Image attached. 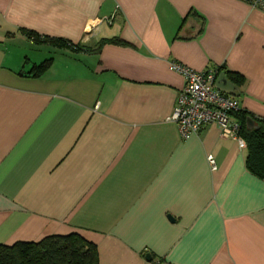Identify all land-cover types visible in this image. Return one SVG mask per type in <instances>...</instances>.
<instances>
[{"label": "crops", "instance_id": "crops-1", "mask_svg": "<svg viewBox=\"0 0 264 264\" xmlns=\"http://www.w3.org/2000/svg\"><path fill=\"white\" fill-rule=\"evenodd\" d=\"M172 62L242 78L264 120V2L0 0V244L77 233L100 264H264V179L217 125L182 138Z\"/></svg>", "mask_w": 264, "mask_h": 264}, {"label": "trees", "instance_id": "trees-1", "mask_svg": "<svg viewBox=\"0 0 264 264\" xmlns=\"http://www.w3.org/2000/svg\"><path fill=\"white\" fill-rule=\"evenodd\" d=\"M251 3L254 0H248ZM28 35L40 41L37 35L28 32ZM60 48H74L60 39H46ZM78 48V47H77ZM53 59H48L39 65H33L29 72L32 76L42 75L51 65ZM220 72H221V68ZM239 87L243 84L240 77L230 76ZM240 88V87H239ZM234 115L242 123V136L247 142L248 158L247 167L254 175L264 179V120L255 118L243 109H239ZM253 117L259 129H249L247 118ZM155 259L150 261L154 263ZM0 264H100L99 253L96 245L87 241L77 233L69 235H54L40 242H18L13 245L0 244Z\"/></svg>", "mask_w": 264, "mask_h": 264}, {"label": "built area", "instance_id": "built-area-1", "mask_svg": "<svg viewBox=\"0 0 264 264\" xmlns=\"http://www.w3.org/2000/svg\"><path fill=\"white\" fill-rule=\"evenodd\" d=\"M264 0H254L253 5H261ZM171 70L182 74L185 86L180 91L176 108L172 116L180 129L183 139L200 133L204 127L215 124L219 127L221 136L236 140L241 148H247V142L242 136V123L234 115L241 106L238 98L226 94L216 88L219 68L197 71L178 62H172ZM213 169L217 168L215 158L208 157ZM152 264H162L155 261Z\"/></svg>", "mask_w": 264, "mask_h": 264}, {"label": "water", "instance_id": "water-1", "mask_svg": "<svg viewBox=\"0 0 264 264\" xmlns=\"http://www.w3.org/2000/svg\"><path fill=\"white\" fill-rule=\"evenodd\" d=\"M216 88L229 95H239V87L230 79V77L225 71H221L219 73L218 78L216 80ZM247 127L249 129L260 128L256 120L251 116L247 118ZM147 258L149 261H152L153 259L151 255H148Z\"/></svg>", "mask_w": 264, "mask_h": 264}]
</instances>
